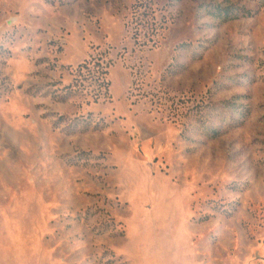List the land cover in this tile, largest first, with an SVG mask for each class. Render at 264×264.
Wrapping results in <instances>:
<instances>
[{"label":"rangeland","instance_id":"obj_1","mask_svg":"<svg viewBox=\"0 0 264 264\" xmlns=\"http://www.w3.org/2000/svg\"><path fill=\"white\" fill-rule=\"evenodd\" d=\"M0 264H264V0H0Z\"/></svg>","mask_w":264,"mask_h":264}]
</instances>
